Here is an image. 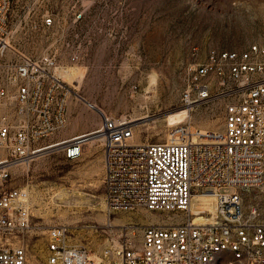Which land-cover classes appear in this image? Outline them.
<instances>
[{"label":"built area","instance_id":"2783aa9c","mask_svg":"<svg viewBox=\"0 0 264 264\" xmlns=\"http://www.w3.org/2000/svg\"><path fill=\"white\" fill-rule=\"evenodd\" d=\"M11 7L12 0H0V264H28L25 237L33 230L31 191L8 186L12 170L30 169L58 147L66 161H79L93 140L104 149L107 209L166 213L169 223H150L139 237L135 224H124L101 251L71 245L69 227L57 225L47 230L46 264H264V45L211 50L186 71V105L229 96L222 130L179 124L162 142L137 143L131 119L110 117L74 93L99 113L100 127L40 145L68 126L73 92L55 56L13 49ZM52 23L45 17V26ZM207 194L216 211L201 213L208 221L197 223L193 201Z\"/></svg>","mask_w":264,"mask_h":264},{"label":"rangeland","instance_id":"374dc122","mask_svg":"<svg viewBox=\"0 0 264 264\" xmlns=\"http://www.w3.org/2000/svg\"><path fill=\"white\" fill-rule=\"evenodd\" d=\"M78 13L82 17L76 20ZM48 15L51 26L44 24ZM10 29L17 52L53 55L60 68L84 75L77 83L63 77L73 92L69 100H78L77 93L110 117H128L137 143H156L179 124L194 131L224 128L229 96L214 94L205 103L186 105V71L211 50L264 45V0H12ZM59 134L40 145L56 143ZM103 162V146L94 142L79 161H66L58 147L30 169L12 170L14 180L8 186L31 191L28 264H46L47 230L57 225L69 227L71 245L101 251L124 224H135L139 237L150 223H169L166 213L110 212Z\"/></svg>","mask_w":264,"mask_h":264},{"label":"crops","instance_id":"0c3cea01","mask_svg":"<svg viewBox=\"0 0 264 264\" xmlns=\"http://www.w3.org/2000/svg\"><path fill=\"white\" fill-rule=\"evenodd\" d=\"M86 105L78 100L68 101L69 123L66 129L57 136V141H63L75 136L90 133L100 127L101 117L98 112H86ZM88 110V109H87Z\"/></svg>","mask_w":264,"mask_h":264},{"label":"bare ground","instance_id":"6f19581e","mask_svg":"<svg viewBox=\"0 0 264 264\" xmlns=\"http://www.w3.org/2000/svg\"><path fill=\"white\" fill-rule=\"evenodd\" d=\"M58 71H59V75L62 79L64 77L66 80H68L71 83H73L74 81H76V83H77V80L79 81L81 78L82 79L84 78V75H82V77H80V75L77 74V72L75 71L74 68L63 67V68H59ZM150 81H151V83H155V76L154 75L151 76ZM97 110H100V109L97 108ZM134 140L137 141L136 140V134H135ZM94 141H96V140H93L90 143L92 144V143H94ZM191 210L195 214V221L197 223L207 222L208 221L207 217H205V216L200 217V214L203 212L207 213V214H214L215 213L216 205H215L214 196L212 194H207V195H204L203 197H200V198L198 197V198L194 199L193 206H192Z\"/></svg>","mask_w":264,"mask_h":264}]
</instances>
